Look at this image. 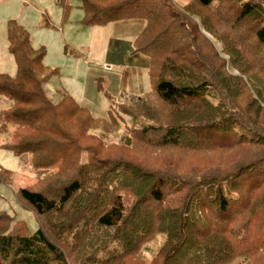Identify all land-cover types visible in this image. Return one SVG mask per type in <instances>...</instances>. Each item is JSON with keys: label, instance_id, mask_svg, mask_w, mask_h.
Segmentation results:
<instances>
[{"label": "trees", "instance_id": "obj_1", "mask_svg": "<svg viewBox=\"0 0 264 264\" xmlns=\"http://www.w3.org/2000/svg\"><path fill=\"white\" fill-rule=\"evenodd\" d=\"M221 1L79 0L78 5L83 11L81 24L87 28L116 21L144 22L134 49L149 56L150 95L183 114L174 126L145 128V137L151 132L160 135V142L151 145L191 152L243 149L244 157L237 167L235 162L232 165L234 172L195 179L197 184L184 210L165 207L174 193L164 191L162 177L139 172L127 181L117 177L119 168L107 169V163L87 161L80 137L121 122L110 111L107 118L92 116L67 92L58 103L52 102L45 86L57 71L46 65L45 49L33 47L17 20L7 22L8 49L15 58L17 74L0 73V96L11 102L10 108L0 111V132L3 126L13 127L3 147L16 157L31 154L35 170L57 166L58 171L50 176L56 180L43 189L25 187L16 193L36 215V232L30 233L23 221L0 211V264H264V149L260 151L264 148V90L254 79L246 82L242 77H227L218 81L227 90L217 91L215 101L208 70L201 71L197 67L201 60L194 58L199 56L195 44L213 30L202 14L213 11ZM70 9L63 4L64 23ZM234 9L232 17L231 8L225 16L234 20L237 30L247 18L264 17L260 1L243 0ZM190 15L201 19L192 29L183 22V16ZM183 29L189 44L184 37L178 39ZM198 30L200 37L196 36ZM237 40L238 52L231 53L237 60L232 63L236 71L243 76L255 72L253 77L261 79L264 22L254 31L250 28L237 35ZM75 55L80 56L78 52ZM239 86L256 93L255 97L250 94L240 110L231 98ZM143 98L146 96L136 97L137 102ZM71 120L76 126L73 133L67 128ZM187 132H191L189 139ZM201 132L216 142L206 145L207 141L199 139ZM252 149L256 152L251 153ZM12 181V171L0 165V187L10 186ZM126 192L136 197L131 206L122 195ZM154 232L165 234L166 242L158 257L147 263L140 251Z\"/></svg>", "mask_w": 264, "mask_h": 264}, {"label": "rangeland", "instance_id": "obj_2", "mask_svg": "<svg viewBox=\"0 0 264 264\" xmlns=\"http://www.w3.org/2000/svg\"><path fill=\"white\" fill-rule=\"evenodd\" d=\"M175 1H177L176 4H184L190 0ZM241 1L243 0H222L213 11L202 14V19L208 20L213 30L211 33L203 32L205 40H199L195 44L199 56L193 57L201 60L197 64L201 71L208 70L212 85L210 92H213L210 94L213 99H216L215 101L218 97L217 91L227 90L222 87V82L218 81H223L227 77L236 76L234 79L242 77L246 82L254 79L260 89L264 90V79H262L264 76H259L261 79L254 78V74L257 75L255 72H249L243 76L236 71L234 64L237 60L234 61L231 55L234 50L238 52L237 35L244 34L250 28L254 31V27H259L260 23L264 22L263 16L247 18L244 27L237 30V25H233L234 20L225 15L231 8L232 17L235 13L234 6ZM254 1L264 3V0ZM63 4L71 7L66 23L63 22ZM78 5L79 0H0V73L10 77L17 74V64L8 49L6 32L7 22L17 20L28 32L33 47L45 49V63L52 70L57 71V74L45 86L47 97L52 102L58 103L62 93L69 92L79 105L89 110L92 116L107 118L110 111L116 116L114 119L116 121L119 119L121 122L117 126H105L103 130H92L89 133L92 136L80 137L82 139L80 146L87 161L93 159L96 163H107V169L119 168L122 173L118 170L115 174L121 179L125 177L127 181L139 172L157 178L162 177L164 191L174 193L167 199L166 206H163L184 210L197 184L195 179L205 175L234 172L236 163L238 164L244 157L240 151L243 149L211 148L191 152L181 148H161L151 145L160 142V135L151 132L145 137L143 133L145 128L150 126L156 128L160 124L164 127L174 126L175 122H180L183 114L166 107L157 97L150 95L153 88L149 76V56L145 53H137L134 49V41L141 32L144 22L141 20L116 21L106 26L93 27L92 35H86L80 28L83 25L81 24L82 14L80 16L78 13L80 11ZM191 10L194 9L191 7ZM191 16H183V22L185 21L189 29L194 28L201 21L198 16ZM79 17L80 19H77ZM68 22L70 25L66 26ZM201 34L198 30L196 36L200 37ZM182 37L185 43H190L185 29L180 32L178 39ZM253 43L256 42L253 41ZM174 46L179 47L177 44ZM243 47L246 50V47ZM251 48L254 47L251 46ZM76 52L80 56H76ZM250 64L252 65V62ZM245 67L248 68V64ZM241 86L237 90V95ZM249 89H241L239 98L236 97L237 95L231 97L237 109H243L251 95L255 97L256 93H250ZM207 94L209 95V92ZM138 96H146V98L137 102ZM10 106L11 102L4 96H0V111ZM79 117L82 118L80 115ZM100 125H93V127ZM67 128L71 133L75 132V120L69 121ZM117 128L119 129L116 130ZM184 129L193 130L194 128L185 127ZM188 132L187 139L191 136V132ZM12 133L11 125L3 126L0 132V165L11 170L13 174L12 184L0 187V211L23 221L30 233H34L39 228L37 217L32 211L26 209V206L16 197V193L25 187L43 189L44 186L56 180L50 176L58 171V167L55 166L50 170H35L32 166L31 154L16 157L6 151L3 146L8 143ZM202 135L199 139L207 141L206 145L209 143L213 145L216 142L213 136H207L205 133ZM262 149L264 148L260 151ZM253 151L256 152L252 149L251 153ZM234 162L236 167H232ZM124 172L127 173L124 174ZM122 195L125 196V203L128 206L136 201L132 192ZM165 242V234L152 233L140 251L142 259L151 263L155 257H158L157 254Z\"/></svg>", "mask_w": 264, "mask_h": 264}, {"label": "crops", "instance_id": "obj_3", "mask_svg": "<svg viewBox=\"0 0 264 264\" xmlns=\"http://www.w3.org/2000/svg\"><path fill=\"white\" fill-rule=\"evenodd\" d=\"M61 2V1H60ZM80 11H78V13H80V16H81V14H82V18H83V11L81 10V9H79ZM77 19H80V17L79 18H77ZM72 20V19H71ZM69 22H71V21H69ZM67 23L66 24V26H69L70 25V23ZM82 30H83V33H85L86 35L87 34H89V35H92V28H87V27H80ZM42 48V47H41ZM47 65V64H46ZM48 66V65H47ZM67 93H69V92H67Z\"/></svg>", "mask_w": 264, "mask_h": 264}]
</instances>
